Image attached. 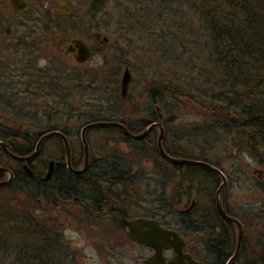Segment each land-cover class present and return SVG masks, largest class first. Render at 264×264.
<instances>
[{
	"label": "rangeland",
	"instance_id": "obj_1",
	"mask_svg": "<svg viewBox=\"0 0 264 264\" xmlns=\"http://www.w3.org/2000/svg\"><path fill=\"white\" fill-rule=\"evenodd\" d=\"M26 1L29 3L28 9L23 14H16L8 0H0V15L2 13L4 19L11 20L9 28L17 27L19 21L31 17L50 20L51 32L47 34L48 43L51 42L52 36L65 33L68 36L71 34L72 37L77 35L81 37L87 36L86 38L89 39L90 44L95 45V48H97L99 45L93 38V33L96 32L94 31L96 30L95 27L110 38L112 45L109 48L99 46L102 54L99 57H93L91 61L84 65V69L88 67L97 68L94 74L91 75V78L96 79L95 86L97 89L93 98L98 99V104L95 106L102 111L101 114L103 116L122 117L128 122L144 114H147L148 118L155 116L156 107H158V112L163 114L164 120H169L171 115L175 116L173 122H165L169 130L167 139L172 144V147L174 149H183L176 150L182 154L183 159H205L209 163L216 165L226 178V186L223 190H225L228 208L233 214L240 215L245 223V233L242 237L243 248L240 252L239 264H250L261 259L264 260V182L258 180V175L254 172L258 168H264V165L259 160L256 151L242 147L236 141L234 134L218 128H215L214 132L209 133V125L212 124V121L205 118L200 112L195 114L182 108L169 96L161 95L160 97L156 96V100L151 99L149 88L153 83L157 84L165 80L177 81L187 85V81L190 82L186 66L188 54L182 56L181 48L177 47L174 42L171 43V40H166L167 44L163 43L164 40L159 38V35L163 34V32H160L162 30L156 26L155 22L145 19L140 0H96L93 2L88 0ZM185 1L192 3L194 0ZM61 2L65 4L72 3L70 5L74 6L79 4L80 6H75L74 13L60 18L47 14L48 12L50 13L51 9L61 8ZM179 9L182 10L180 18H186V14L190 12L189 8H185V14L182 4ZM178 21L180 22V19ZM181 23L188 26L187 20L182 21L181 19ZM5 28H0V30ZM180 31H182L181 28ZM187 47L186 50L189 49L190 45H187ZM55 52L58 54H55ZM103 54H107V57H104ZM52 56L51 67L55 75L58 76L60 74L61 78L71 77L68 84L66 85L65 83L69 91L65 92L63 90V97L66 94H71L70 98H77L72 95L77 94L75 87L79 80V66L71 58L62 56L57 49L52 48ZM124 60L130 65L132 82L127 96L122 98L120 96V80L125 70L126 64H124ZM121 64L122 66L120 67ZM113 72L116 77L113 76ZM191 77L193 76L191 75ZM195 84L196 82L194 81L193 85L198 87L199 83ZM72 105L75 106L72 109L69 106L60 107L64 111L63 115H61L63 119L55 121L57 124H64V120H68L67 115L78 113L77 102H73ZM0 108H2L1 104ZM103 116L97 117L101 118ZM84 117L86 118H82L81 122H70L78 128L77 135L80 133L81 124L88 119L87 116ZM133 127L136 128L134 125ZM159 135L160 130L157 129L153 136L146 140L147 142H135V144L131 141L126 142L117 133L103 130L90 133L87 138L91 144V152L94 156L108 157V155L114 154L117 160H122L120 162L126 161L131 163L132 167L137 166L142 169L138 181L130 182L128 187H126L129 188L124 194L127 202L131 204L141 202L142 205H152V200L158 196L156 192H152L157 188L156 183L159 182L164 190L162 198L169 202L170 209H173L177 200L187 201L188 203L191 199H197L199 206L204 205L203 203L208 198L212 199L214 197L217 184L220 185L222 183V178L217 174L219 179L215 178L217 182H215L216 184L213 188L210 185L214 184V182L210 184L206 180L194 179L192 183L198 182L205 189L201 190L197 187L189 188L190 185L192 186L190 184L191 181L188 178L182 180L183 176L181 173L174 175L169 172L165 173V171H162V167L161 170L154 167L153 165L161 164L157 154L153 151L157 148ZM70 143L74 148L77 145L82 147L80 137L79 139H71ZM60 146L62 144L58 143L57 140H47L45 145L46 154L51 158L63 157L65 159V152ZM136 146H145L148 150H129L131 148L136 149ZM43 169L42 166H37L36 172H40ZM36 203L40 205H35L30 199L27 200L21 189H18L14 195L12 193L3 194L0 191V206L5 204L13 219L33 220L35 227L39 226L47 230L45 235L56 237L61 244L60 258L58 255L57 258L63 264H65L64 260L70 253L73 256L77 253L76 258L72 259L74 264H100V256L97 255L99 251L96 250V238L97 236L107 237L106 233L98 232L97 235L96 231H91L90 229V226L93 225L87 224L86 221L78 223L77 220H73V217H69L62 210L51 209L42 200H37ZM180 203L183 204V202ZM250 210H254L259 215V222L255 228L247 222L248 218H252ZM29 223L33 225L30 221ZM94 225L97 226L96 224ZM6 228L10 231L8 227ZM187 236L189 239L193 238L196 246L200 248L202 237L193 234H188ZM115 238L116 241H123V237L119 232L115 234ZM236 238L237 233L236 229H234L235 246ZM1 240L4 241L2 234H0ZM1 243L3 245L8 244L6 246L10 245L9 242ZM123 247L124 244L121 245V248ZM6 253L0 252V264H18V261L15 263L11 262V256ZM139 254L138 248L132 247L129 253L121 254L119 260L114 261L112 264H132ZM67 261L66 264H71L69 257Z\"/></svg>",
	"mask_w": 264,
	"mask_h": 264
},
{
	"label": "flooded vegetation",
	"instance_id": "obj_2",
	"mask_svg": "<svg viewBox=\"0 0 264 264\" xmlns=\"http://www.w3.org/2000/svg\"><path fill=\"white\" fill-rule=\"evenodd\" d=\"M60 5L61 8L54 9L66 8L68 4L61 2ZM10 6L16 14H23L28 9L29 3L27 2L26 9L21 11L15 10L11 3ZM75 8L68 14H54V9L47 14L60 18L74 13ZM10 22L11 20L4 19L1 13L0 28H6L0 30V104L2 105L0 108V142L2 143L0 144V183L5 182L0 186L16 184L19 177L24 180L27 177L31 182L43 186L44 202L51 209L62 210L78 223L86 221L87 224L94 226H90V229L96 231L97 235L98 232L106 233L107 237L97 236L96 238V250L99 251L97 255L100 256V264H112L119 260L121 254L129 253L132 247L140 251L132 264H141L155 254L152 247L139 244L129 238L128 229L121 223L122 218L128 221L137 218L155 220L162 227L177 231L185 242L183 252L190 254L197 262L227 264L237 247V238L236 246L234 241V229L236 233L238 229L235 224L224 221L218 213L216 191L219 185H217L214 197L208 198L201 206L198 205L197 199L190 198L188 203L177 200L173 209H170L169 202L162 198L164 190L159 182L156 183L157 188L152 192L158 194L152 200V205H142L141 202L131 204L125 200L124 194L129 190L126 187L130 182L138 181L142 169L137 166L132 167V164L126 161L116 163L114 154L108 157L92 154L88 134L103 130L118 133L121 138H128L132 142H143L147 137H152L157 129L160 130L159 125L161 126L163 118V114L158 112L157 116L148 118L147 114H144L128 122L122 117L103 116L102 111L95 106L98 104V99L93 98L97 89L96 79L91 78V75L97 68L84 69V65L93 57H99L102 54L99 46L109 48L112 45L110 38L95 27L96 32L93 33V38L99 45L97 48L90 44L87 36L72 37L71 34L68 36L65 33L52 36L51 42L48 43L47 34L51 32L50 20L25 18L19 21V25L14 28H9ZM75 40H81L82 45H85L88 50L89 56L83 62L78 61L81 53ZM52 48L59 50L62 56L71 58L79 66V80L75 87L77 94L72 95L77 97L75 99L70 98L71 94L63 97V90L65 92L68 90L65 83L67 85L71 77L61 78L60 74L56 76L53 72ZM55 54L58 53L55 52ZM103 56L107 57V54ZM123 62L126 64L125 68L128 67L130 70L129 63L125 60ZM112 74L116 77L114 72ZM73 102L78 104L76 106L79 109L78 113L67 115L68 120H64V124H57L55 121L63 119L61 115L64 111L60 107L69 106L72 109L75 107L72 105ZM157 109L158 107L156 111ZM84 116L88 119L81 124L80 133L77 135L78 128L72 123L73 121L81 122L82 118H86ZM148 122L151 123L146 125ZM98 123L106 125L88 127L84 132L89 150L87 162H85V145L81 139V133L85 126ZM154 123L156 125L150 128L143 138L133 139L131 137V135L144 133ZM50 132L58 134L40 142L41 138ZM79 137L82 147L79 145L72 147L70 140L79 139ZM64 138L68 142L69 155L64 145ZM50 139L62 144L60 148L65 152V159L63 157L51 158L46 154L45 145ZM17 150H22V153ZM129 150L148 149L145 146H136V149ZM34 153L35 155L32 156ZM25 166L31 170L32 175L27 172ZM37 166H42L44 169L36 172ZM153 166L159 170L163 167L162 164ZM49 168H51V176L46 179ZM117 171L120 175L118 179L123 180L121 182L115 180ZM263 171L264 168H258L254 172L258 175ZM107 174L110 175L108 179L104 178ZM258 180L263 181L262 178ZM219 202L227 215L240 222L244 235V220L240 215L233 214L229 210L225 190L220 191ZM181 205L183 206L180 207ZM250 211L252 218H248L247 222L255 228L259 222V215L254 210ZM117 232L123 237L122 242L116 241ZM188 234L202 237L201 245L198 243L200 248L196 246L193 238H188ZM229 238L233 243L231 253L227 251ZM123 244L124 247L121 248ZM242 245L241 243L238 254L231 264H239ZM76 255L77 253L74 256L71 253L68 254L71 264H74L72 259L76 258ZM175 255L176 252L172 249L163 252L166 262L174 259ZM184 263L187 264L188 260H184Z\"/></svg>",
	"mask_w": 264,
	"mask_h": 264
},
{
	"label": "trees",
	"instance_id": "obj_3",
	"mask_svg": "<svg viewBox=\"0 0 264 264\" xmlns=\"http://www.w3.org/2000/svg\"><path fill=\"white\" fill-rule=\"evenodd\" d=\"M181 4L184 14L185 8H189L186 18H180ZM140 5L143 6L145 19L155 22L162 30L159 38L164 40L163 43L171 40L181 48L182 56L188 54L186 66L190 82L187 81V85L165 80L153 83L149 88L151 99L169 96L182 108L195 114L200 112L212 121L209 133L218 128L234 134L242 147L256 151L264 165V0H194L192 3L185 0H140ZM181 19L187 20L188 26L182 24ZM187 45H190L188 50ZM194 81L199 83L198 87L193 85ZM190 87L195 88L191 90ZM174 117L171 115L169 120L162 118L163 147L169 155L182 158V154L176 150L183 149H174L167 139L169 130L165 122H173ZM148 138L151 137L146 140ZM17 151L22 153V150ZM153 151L163 165L162 171L174 175L181 173L182 180L188 178L191 181L189 188L205 190L200 183H192L194 179L206 180L210 184L214 182L210 185L212 188L219 179L213 171L199 166L174 164L161 156L157 148ZM199 160L209 163L205 159ZM120 161L116 159L115 162ZM118 172L115 180L121 182L123 180L118 179ZM109 177L108 174L104 176ZM18 189L35 205H40L36 203L37 200H45L43 186L31 182L27 177L25 180L19 177L16 184L0 186L3 194L14 195ZM5 206H0V234L4 237V241H0V252H8L6 254L11 256V262L18 261V264H63L57 258V255L60 258L61 244L56 237L45 235L47 230L37 225L35 227L33 220H29L33 224L30 225L26 219H13ZM1 242H9L10 245ZM227 243V251L231 253V238ZM67 260L68 257L64 260L65 264ZM258 263H264V260L254 262Z\"/></svg>",
	"mask_w": 264,
	"mask_h": 264
},
{
	"label": "water",
	"instance_id": "obj_4",
	"mask_svg": "<svg viewBox=\"0 0 264 264\" xmlns=\"http://www.w3.org/2000/svg\"><path fill=\"white\" fill-rule=\"evenodd\" d=\"M9 1L13 5L15 10L21 11L23 9H26V7H27V2L25 0H9ZM73 9H74L73 6H68V7L63 8V9H54L53 13L54 14H68ZM75 43L79 47L80 53H81V57L78 58V61L83 62L89 56L88 50L85 47V45H82L83 42L81 40H75ZM130 84H131V73H130L129 69L126 68L124 70L122 77H121V80H120V95L122 98H125L127 96L128 92H129ZM95 125L102 126V125H106V124L105 123H98V124L87 125L84 127L83 132L81 133V139L85 145V157H86L85 162H87L89 150H88V144H87L84 132L88 127H92ZM116 125L123 127L122 125H119V124H116ZM155 125H156L155 123L150 125L149 128L144 133H142L140 135H131L128 131H126V132L128 134H130L133 139H141L148 133L149 129ZM159 127H160V135H159L158 140H157V147H158V151H159L161 156H163L165 159H167L168 161H170L174 164L192 165V166L203 167L205 169H208V170H211V171L217 173L222 178V180H223L222 184L219 186V188L216 191L217 210H218L219 215L223 218L224 221H226L228 223L235 224L237 226V229H238L237 247H236V250H235L233 256L227 262V264H231V262L236 258L238 251L241 247L243 232H242V227H241L240 222L238 220L232 218L231 216L227 215L225 213V210L221 207V204L219 202V193L226 186V178H225L224 174L219 169H217L216 167H214L211 164L206 163L202 160L176 158V157H172V156L168 155L165 152L164 147H163L164 130L160 125H159ZM57 134H58L57 132L48 133L41 138L40 142L42 140L46 139L47 137H50L52 135H57ZM63 140H64V145L67 149L66 151L69 155L68 142L65 138ZM0 144H2V143L0 142ZM35 153L32 156H34ZM25 168H26L27 172L30 175H32L31 170L27 166H25ZM50 176H51V168H49V170H48V173L46 175V179H48ZM258 177L262 178L264 181V171L259 172ZM4 183L5 182H2V183H0V185L4 184ZM121 223L128 229V235L132 241H135V242L142 244V245H145V246L152 247L155 250V254L152 257L146 259L141 264H185L184 260H188L187 264H201V263L197 262L196 260H194L190 256V254H186L183 252L185 242L177 231L164 228L157 221L152 220V219L137 218L135 220L128 221V220L122 218ZM170 249L174 250L176 252V255H175L174 259H171L168 262H166L165 257L163 256V252L165 250H170Z\"/></svg>",
	"mask_w": 264,
	"mask_h": 264
}]
</instances>
